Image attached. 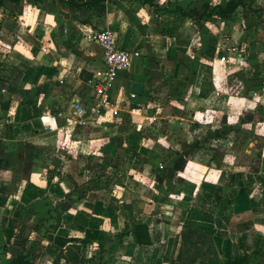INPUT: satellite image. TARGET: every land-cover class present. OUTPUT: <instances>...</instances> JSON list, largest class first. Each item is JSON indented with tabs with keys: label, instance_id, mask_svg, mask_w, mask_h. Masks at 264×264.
I'll list each match as a JSON object with an SVG mask.
<instances>
[{
	"label": "rangeland",
	"instance_id": "rangeland-1",
	"mask_svg": "<svg viewBox=\"0 0 264 264\" xmlns=\"http://www.w3.org/2000/svg\"><path fill=\"white\" fill-rule=\"evenodd\" d=\"M225 1L209 0L210 5L204 14L215 16V8L223 7ZM243 3L245 15L239 11L237 15L216 20L220 25L219 30H215L217 26L211 22L202 24L200 30L188 25L186 30L192 31L185 32L186 41L181 39V42L189 45V52L178 55V61L186 69L173 78H165L163 75L151 77L145 92L139 97L141 99L133 101V105L129 104L127 109L118 110V121L112 125H96L95 135L83 130V135L79 138L81 143L76 140L56 142V135L53 133L48 137L54 149L36 147L40 146L42 141H35L38 145L31 151L23 146L26 129L30 128V125L25 123L22 116L28 114L37 117L39 125L42 111L46 110L52 115L63 112L70 100L76 98L74 92L84 90L76 81L79 80L87 86L86 81L91 76L88 72L90 68L78 49L79 40L72 38L70 31L63 37L62 27L57 30L55 19L61 16V9L66 7L60 0H40V4L37 0H25L18 4L6 1L0 3V154L3 148H9L17 160L32 159L33 165L38 161L61 158L67 172L65 176L69 188L74 185L78 198L84 199L85 206L90 204L99 208V216L94 224H88V218L81 214L76 217L78 227L90 231L95 228L98 231L102 221L100 217L109 214L107 202L116 204L118 208L121 204L127 209L133 201L145 204L146 200L151 199V194L156 196L160 190L165 192L164 196L155 198L152 210L163 212L160 216L167 218L168 222L160 221L157 217L151 219L150 222L157 224L158 229L152 234L153 242L149 246L136 249L130 246L127 239L121 240L118 237L124 226L132 223L128 221L116 233L101 228L102 232L90 233L89 237L85 232V237L79 235L81 241L75 239L80 241L79 245L64 246L54 260L42 264H73L65 262V256L76 258L75 264H185L193 257L192 250L187 246L181 247L180 234L186 230H199L207 234L216 256L220 259L232 258L252 250H264V186L260 185L263 182L257 171L258 155L264 144L261 129L264 123L263 108L256 107L254 117L241 113L225 121L216 113L214 94L210 96L213 90L212 82L216 78L224 81L226 85L221 86L220 90L224 96H237L243 91V85H239L242 81L262 73L264 0H243ZM169 12L175 13L179 18L173 7L170 10L163 8L161 12L153 10L152 24L169 22ZM202 12L203 10L201 14ZM246 12L252 17L250 24L244 22ZM236 16H239L240 23L235 21ZM50 27L54 28L55 33L51 31L47 37L45 31ZM59 31L62 35H59ZM220 41H223L224 45H234L238 50V54L229 59L228 63H219L221 54L215 55V46ZM83 45L84 50L96 54L97 47L94 44L84 40ZM56 66L65 71L61 77ZM211 69L219 76L211 73ZM24 80L27 82L24 83ZM201 94L204 98L210 96L208 101H198L197 98ZM120 123L124 131L128 132V137L123 141L127 144L135 142L133 137L137 134L134 131L136 125H142L144 128L140 147L135 153H131L136 163L131 164L132 170L127 173L129 182L123 186L137 197L131 199L132 201L129 195L124 199L117 196L119 183L124 176L119 174L122 158L114 157L108 160L98 153L102 141L116 138L114 131L108 129ZM37 128L40 131L41 125ZM90 129L93 130V127ZM30 130V134H38L35 129ZM43 132L48 133L44 129ZM119 135L124 136L122 133ZM137 141L136 139L135 143ZM17 144L22 145L13 150V145ZM121 144L119 141L116 147L123 149ZM183 145H188V149L183 148ZM168 153L178 156L176 160L185 153L186 157L191 156L194 161L203 163L202 166L206 165L203 176L206 185L213 184L219 175V187L214 190L210 199H199L202 182H191L185 186L181 182L177 183L174 178L170 194L162 190L159 180L160 174L165 172L163 158ZM2 167L0 162V179L4 176L9 178L1 172L4 171ZM39 169L38 165L32 167L37 173ZM20 170H23V167ZM52 172L55 173L53 170ZM192 176L198 178L194 174ZM14 178L15 186H0V203L6 202V195L14 188L17 191H25L28 188L23 183L22 176L16 175ZM234 178H237L236 182H232ZM238 179L244 183H239ZM4 182L7 183L5 180ZM180 185H183L181 189ZM113 193L117 199L114 197V200L107 201V195ZM177 195L182 198L178 199ZM234 196H237L236 202L238 196L241 198L239 201L246 197L249 199L245 209L236 216L233 211ZM172 202L175 204L173 210L170 206ZM35 203L39 211L38 202ZM149 211L150 209H147V212ZM31 231L34 234H30L28 230L26 237V232L19 231L18 236L11 242L0 245V253L8 254L7 260L10 264H34L33 259L38 256L37 251L40 250L41 243L38 239L42 232L37 226ZM190 238L193 242L195 236ZM122 241L128 245L120 246ZM111 244L119 246L115 248L111 247ZM71 245L74 247H68ZM204 249L205 246L201 247V251ZM202 261L203 257L199 256L196 264ZM258 262L264 264L262 257Z\"/></svg>",
	"mask_w": 264,
	"mask_h": 264
},
{
	"label": "crops",
	"instance_id": "crops-1",
	"mask_svg": "<svg viewBox=\"0 0 264 264\" xmlns=\"http://www.w3.org/2000/svg\"><path fill=\"white\" fill-rule=\"evenodd\" d=\"M151 1L154 7L146 4L145 0H106L102 3V11L63 7L61 9V16H57L55 19V22L57 23V30L59 27H62L64 32L62 35V32L59 31V35L61 33V35L64 37L70 31L72 38L79 40L77 44L78 49L81 51V55L86 59L85 62L87 67L90 68L88 70L89 73L100 67V52L97 48L96 54H93L92 52L89 53L84 50V35L88 30L94 31L99 29H108L115 34L117 48L126 51H135L138 53V56L132 59V67L130 72L120 73L118 75L114 84L115 90L110 95L112 102H119V109H127L129 104L133 105V101H139L141 99L139 98L140 96H130L129 86L132 82H137L143 85V92L141 94L143 95L147 88V82L150 81L151 77H160L163 75L165 78L168 76L173 78L181 74L186 69L182 63L178 61V55L182 53L187 54L189 52V45L182 44L181 42V39L185 40V32L192 31L190 29L186 30L188 25L193 26L194 29L200 30L202 24L205 22H211L212 24H216L217 27L214 28L215 30L220 29V25L216 20L221 18H219L217 15L212 17L206 16L204 14L205 11L201 14L202 7L206 6L207 8V6L210 5L209 0ZM171 7H173V10L178 13L179 18H177L175 13H172V11L168 13L171 17L169 18V22L162 21L161 18H158L159 21H162V23L160 25L152 24L151 18L153 10H160L161 12L163 8L170 10ZM180 10L181 14H179ZM239 11L245 15V11L241 8L237 9L234 12V15H237ZM198 12H200V14H198ZM235 21L240 23L239 16H236ZM251 21L252 17L250 13L246 12L244 22L250 24ZM252 28L254 27L252 26ZM51 31L52 33H55L53 27H50L49 30L45 31L47 37ZM231 38L233 39V37H230V39ZM175 40L180 43L179 46L175 45ZM186 45L188 47H186ZM60 61H62V58ZM60 61L58 62L60 63ZM56 67L58 70H60L58 75L61 77L65 71L59 68L60 66ZM255 67L253 68L254 72ZM261 70L262 73H260L259 76L255 74L252 78L242 81L239 84L240 86L243 85L244 88L243 91L238 93L237 96L223 95V92L220 90L222 89L221 86L226 87V85H224V81H219L216 78V80L212 82L213 90L211 91L210 96L214 94L217 105L216 113L217 115H220L222 120L227 121L228 118L240 115L241 113H247L249 115H253L254 117V113H256V107H262L264 112V66L261 67ZM257 71L259 70H256V72ZM211 73L215 75L216 71L211 69ZM26 82L27 80H24V83ZM76 82L80 84L84 90H76L74 92V97L80 101L88 100L90 95L88 86H85L84 83L80 82L79 80ZM259 84H261L262 87H257ZM237 87L238 86H236V88ZM210 96L207 98L199 97L197 100L205 103L208 101ZM129 100L131 102H129ZM42 114L45 115L50 113L45 110L42 111ZM22 117L25 123L30 125V128L26 129L27 134L24 138L23 146L25 148H29L31 151L33 147L38 145L35 144V141H42L40 146L36 147H42L46 150L54 149L53 144H51V139L48 137L53 133H44L42 128L40 129V132L39 128H37V126L40 125H38L37 117L30 116L28 114H25ZM118 120L119 118L117 116L111 120L106 118L101 124L112 125ZM262 121L264 122V119ZM140 127L141 131L134 130L137 134L134 136L135 138L133 137L135 142L136 139L138 140V144L135 142L131 144L123 143V141H125V139L128 137V132L126 133L124 131L123 126L120 123L119 125H115L108 129L114 131L116 138L110 141H102V144H100L98 147V153L106 157L108 160L113 159L114 157L122 158V169L120 170L119 174L124 176L121 179V183H119L120 189L117 192V196L122 199L128 198V195L130 200L137 198L133 193L131 194L129 191L124 189L123 186L127 185L129 182L127 173H130L132 170L130 168L131 164L133 165L136 163L135 157L131 153H135V150L140 147L139 143L142 139V132L144 131L142 125H140ZM30 129H35L38 131V134H30V132H32ZM253 129H255V127H253ZM261 129L263 130L262 137L264 141V123ZM85 130L91 134H97L94 128L93 130L90 128ZM217 130L218 128H216V131ZM120 133L124 134V136L119 135ZM79 134L76 138H80V136L83 135V133ZM59 140V137L56 136L55 141L58 142ZM119 141L122 143L121 146L124 147L123 149L116 147L119 145ZM21 145H13V150H15L18 146L20 147ZM125 147H127V149ZM186 147L188 149L189 146L183 145V148L186 149ZM55 149H57V147H55ZM10 151L11 150L9 148H3L2 154H0L1 166H3L2 169L4 168V171L1 172L9 176V178H5L4 176L1 178L2 180L0 179V186H15L16 183L14 181V177L16 175H20L22 176L23 183L28 188H26L25 191H22L21 189V191H17L15 190L16 188H14V190L6 195V202L0 203V245L8 243L9 241L11 242L14 237L18 236L19 231L26 232L24 237H26V234H28V230L30 234H34L31 229H34L37 226V228H39V230L42 232L41 237L38 239L41 245L39 247L40 250L37 251L38 256L33 259V263L42 264L44 262L49 263L54 260L58 251L64 246L69 244L79 245L81 241V237L79 235L85 237L84 233L87 232V236L90 237V233L95 234L97 231L96 228L91 230L92 232L90 229L79 228L76 222V217L77 215L81 214L88 218V224H94L97 220L96 217L99 216V208L97 205L92 206L87 204V206H85L84 199L78 198V194L76 189H74V185H71V189L69 188L66 181L67 178L65 176L67 172L64 170L65 167L61 158L56 157L52 161H38V163L33 165L32 159L29 161L28 159L19 161L17 160L15 154H12V152L10 153ZM176 157L178 156L168 153L167 156L163 158V161L165 162V172L160 174L159 180V182L161 181L160 186L163 188L162 190H166V192L170 194V189L174 184V178L177 179V183L181 182L183 185L185 184V186H188L191 184V182H196L197 184L202 182L203 184L201 183L202 187L200 190L201 194L199 193V199H210L214 190L219 187V184H217V182H219V175L216 176L215 182L213 184H204L205 180L203 176L206 171L205 169H207L206 165L202 166L203 163L194 161L191 156L186 157L185 153L182 155V158L185 161L182 171L174 173L172 166L176 161ZM37 165L40 167L38 173L37 170H32V167ZM21 167H23V170H20ZM257 169L259 178L263 182L262 184L260 183L262 187L264 186V144L260 151ZM52 170L55 173H53ZM208 172L211 173L209 170ZM193 174L198 176V178H193ZM4 180L7 183H5ZM236 181L237 178L232 179V182ZM238 181L239 183L241 182L239 179ZM242 183L244 182H241V184ZM183 185H180L179 188L181 189ZM163 193L165 194V192L160 190L156 193V196L151 194V201L146 200L145 204L140 203V201H133L132 205H130V207L127 209L121 204H119L120 208H118L116 204L107 202V210L109 214H107V216L104 215L100 217L102 220L100 224L101 227L97 232H102L101 228H105L110 233H116L120 231L125 223L132 221L133 224L146 225L151 244L153 242L152 234L158 229L157 224H152L150 222L151 219L157 217V219L160 221L166 220V222H168L167 218H161L160 215H162L163 212L160 210H152L155 198L164 196ZM114 197L117 199L115 193H113V195H107V201L110 199L114 200ZM177 198L181 199L182 196L177 195ZM236 198L237 196H234L232 199L235 216L238 215V212L245 209V205L249 202L247 197L239 201L241 198L238 196V202H236ZM35 200L38 202L40 207L38 208L40 209L39 211L37 210ZM170 206L171 210L175 209L174 202H172ZM147 209H150V211L147 212ZM110 214H112V216ZM170 225L171 223L169 226ZM75 239H80V241ZM122 239H127L130 242V246L132 245L136 249L143 248L142 246L134 245L130 237L125 236L121 238V240ZM168 240L169 239H167V241ZM127 245L125 244V241H122L120 246L124 247ZM110 246L117 248L119 245L111 244ZM104 248H107V244ZM106 257L105 259H107ZM7 259V253H0V264H10ZM105 263H107V260H105Z\"/></svg>",
	"mask_w": 264,
	"mask_h": 264
},
{
	"label": "built area",
	"instance_id": "built-area-1",
	"mask_svg": "<svg viewBox=\"0 0 264 264\" xmlns=\"http://www.w3.org/2000/svg\"><path fill=\"white\" fill-rule=\"evenodd\" d=\"M84 38L94 44L100 52V67L93 70L86 81L90 90L88 100L80 101L74 98L70 100L65 111L39 117L41 128L54 133L62 141L80 142L76 137L83 130L100 125L106 118L111 120L116 117L119 102L111 101V90L118 75L130 72L132 59L138 56L135 51L117 48L115 34L108 29L88 30ZM222 43L223 41H220L215 46V55L221 54L219 63H228L229 59L238 54V50L234 45ZM41 119L47 121L42 123ZM139 130L141 131L140 125H136L135 131ZM158 167L161 168L160 165Z\"/></svg>",
	"mask_w": 264,
	"mask_h": 264
},
{
	"label": "trees",
	"instance_id": "trees-1",
	"mask_svg": "<svg viewBox=\"0 0 264 264\" xmlns=\"http://www.w3.org/2000/svg\"><path fill=\"white\" fill-rule=\"evenodd\" d=\"M6 1L11 4H18L21 1L25 0H0V3ZM68 8H83L85 10H95L102 11V3L106 0H60ZM37 3L40 4V0H37ZM145 3L154 7L151 0H145ZM243 9L244 3L243 0H226L223 7H216V15L219 18H225L234 14L237 9ZM206 6L202 7L203 12L205 11ZM202 12V13H203ZM207 16H210L208 14ZM177 40H175V45L179 46ZM204 95L201 94L200 97ZM251 119V117H249ZM249 119V120H250ZM259 156V155H258ZM184 159L182 157L178 158L172 166L174 173L181 172L184 167ZM130 237L133 244L136 246H148L150 244L149 236L147 233V227L144 224H133L125 225L122 233L119 234V238ZM191 236H195L194 241L191 242ZM181 247L187 246L193 252V257L190 258L185 264H196L197 260L203 257V261L200 264H259L258 259L262 257L264 260V250L255 251L252 250L249 253H242L241 255H236L228 259H220L216 256L210 238L202 231L199 230H186L180 234ZM205 246V249L201 251V247ZM68 247H74L73 245ZM65 262L76 263V258L64 257ZM80 262V261H79ZM12 264V263H11ZM23 264V263H21ZM81 264V262L79 263Z\"/></svg>",
	"mask_w": 264,
	"mask_h": 264
},
{
	"label": "water",
	"instance_id": "water-1",
	"mask_svg": "<svg viewBox=\"0 0 264 264\" xmlns=\"http://www.w3.org/2000/svg\"><path fill=\"white\" fill-rule=\"evenodd\" d=\"M143 92V85L137 82H132L129 86V94L139 97Z\"/></svg>",
	"mask_w": 264,
	"mask_h": 264
},
{
	"label": "bare ground",
	"instance_id": "bare-ground-1",
	"mask_svg": "<svg viewBox=\"0 0 264 264\" xmlns=\"http://www.w3.org/2000/svg\"><path fill=\"white\" fill-rule=\"evenodd\" d=\"M114 90H115V88H114V86H113V88H112V90H111V94L114 92ZM47 120L46 119H41V122L42 123H45ZM52 125V124H51Z\"/></svg>",
	"mask_w": 264,
	"mask_h": 264
}]
</instances>
